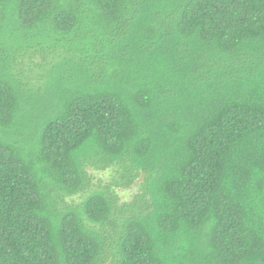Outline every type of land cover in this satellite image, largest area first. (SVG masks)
I'll use <instances>...</instances> for the list:
<instances>
[{
    "label": "trees",
    "instance_id": "trees-1",
    "mask_svg": "<svg viewBox=\"0 0 264 264\" xmlns=\"http://www.w3.org/2000/svg\"><path fill=\"white\" fill-rule=\"evenodd\" d=\"M0 264H264V0H0Z\"/></svg>",
    "mask_w": 264,
    "mask_h": 264
},
{
    "label": "rangeland",
    "instance_id": "rangeland-1",
    "mask_svg": "<svg viewBox=\"0 0 264 264\" xmlns=\"http://www.w3.org/2000/svg\"><path fill=\"white\" fill-rule=\"evenodd\" d=\"M95 176L104 181H108L110 177V173H103V174L100 173V174H95ZM138 190H139V184L135 185L129 190H119L118 193L122 202H129L137 194Z\"/></svg>",
    "mask_w": 264,
    "mask_h": 264
}]
</instances>
